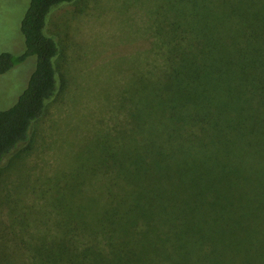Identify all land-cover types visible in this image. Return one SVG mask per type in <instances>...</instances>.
I'll use <instances>...</instances> for the list:
<instances>
[{
    "label": "trees",
    "instance_id": "trees-1",
    "mask_svg": "<svg viewBox=\"0 0 264 264\" xmlns=\"http://www.w3.org/2000/svg\"><path fill=\"white\" fill-rule=\"evenodd\" d=\"M75 1L29 0L25 52L0 56V75L37 59L0 111V166L62 89L48 20ZM154 16L160 64L124 91L127 122L83 166L103 173L54 201L28 264H264V0H158Z\"/></svg>",
    "mask_w": 264,
    "mask_h": 264
},
{
    "label": "rangeland",
    "instance_id": "rangeland-1",
    "mask_svg": "<svg viewBox=\"0 0 264 264\" xmlns=\"http://www.w3.org/2000/svg\"><path fill=\"white\" fill-rule=\"evenodd\" d=\"M157 3L76 0L51 13L48 33L59 44L62 89L34 123L29 142L0 166V264H28L30 241L54 225V201L71 192L79 198L81 188L87 194L94 189L92 180L103 172H85L83 166L92 163L86 164V156L103 134L127 122L122 96L135 75L160 64ZM28 6L29 0H0V56L25 52L21 23ZM36 63L30 57L0 75V111L16 104ZM72 182L76 188L70 192Z\"/></svg>",
    "mask_w": 264,
    "mask_h": 264
}]
</instances>
